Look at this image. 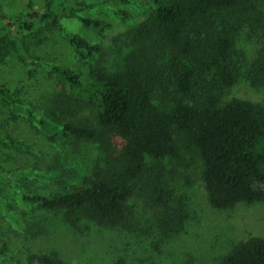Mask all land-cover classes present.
<instances>
[{
  "label": "trees",
  "instance_id": "1",
  "mask_svg": "<svg viewBox=\"0 0 264 264\" xmlns=\"http://www.w3.org/2000/svg\"><path fill=\"white\" fill-rule=\"evenodd\" d=\"M98 1L66 0L57 9L49 2L40 9L30 5L0 23V68L14 56L29 67L31 77L44 66L76 95L79 109H95L96 125L64 117L72 105L65 92L52 98L40 118L30 108L13 105L14 109L36 122L50 144L67 138L94 141L103 151V162L93 168L84 185L50 194L30 193L16 185L22 199L47 212H63L73 226L85 220L117 230L136 218L131 200L138 193L166 223L164 213L173 204L170 191L163 173L149 174L148 159L178 161L184 152L194 150L203 163L202 180L211 207L227 210L241 203L264 202V104L229 93L242 71L234 54L237 34L248 22L264 25L262 1L151 0L145 17L125 33L130 48L116 62L102 43L63 24L65 18H74L87 29L103 31L109 26L104 19L79 14ZM145 5L140 6L145 9ZM110 10L122 18L129 15L127 9ZM43 29L62 34L78 66L31 55L28 38L34 39L32 35ZM165 53L171 58L164 66L167 74L157 68ZM247 70L251 85L264 87V47ZM155 84L164 87L169 104L158 99ZM12 91L0 85L1 104L12 103L17 96ZM2 145L28 151L0 135ZM3 172L0 177H5ZM41 175L57 178L60 173L53 169ZM48 229L42 220L32 221L26 232L38 236ZM27 262L70 264L56 252H31ZM219 264H264V237L250 236L233 244Z\"/></svg>",
  "mask_w": 264,
  "mask_h": 264
},
{
  "label": "rangeland",
  "instance_id": "2",
  "mask_svg": "<svg viewBox=\"0 0 264 264\" xmlns=\"http://www.w3.org/2000/svg\"><path fill=\"white\" fill-rule=\"evenodd\" d=\"M261 1L264 8V0ZM48 2L57 9L66 0H0V23L30 5L40 9ZM130 2L99 0L90 11L79 13L108 22L109 26L101 32L83 27L74 18H65L63 24L71 32L102 43L111 53L109 59L116 62L130 48L125 33L152 8L151 0ZM142 3H146L145 9L140 6ZM110 9H127L129 15L122 18ZM32 36L34 39L28 38L32 56L78 66L73 48L58 30L43 29ZM263 47L264 25L243 24L234 53L242 71L230 95L264 104V87L252 86L247 78V67ZM170 60L168 53L161 54L157 68L165 70ZM20 61L14 56L0 68V85L17 95L10 104L0 103L1 138L28 147V151H21L0 146V170L5 171V177H0V264H27L31 252H56L70 264H219L233 244L250 236L264 237V202L241 203L227 210L209 205L202 180L203 163L194 150L184 152L178 161L170 157L148 159L149 174L163 173L164 185L170 191L173 204L170 212L164 213L166 223L158 219L157 213L146 206L138 193L131 200L136 218L117 230L85 220L73 226L63 212H47L25 202L16 185L30 193L69 192L84 185L93 168L103 162V151L94 141L67 138L50 144L36 122L30 121L23 111L14 109L13 105L30 108L40 118L52 98L65 92L72 99V105L64 117L79 124L96 125L95 109H79L76 95L56 77H51L44 66H39L31 77L27 73L29 67ZM154 89L163 105L171 102L165 100L164 87L162 90L155 84ZM53 169L59 170V177L41 175ZM28 170L40 174L22 173ZM40 220L49 229L38 236L28 234V224Z\"/></svg>",
  "mask_w": 264,
  "mask_h": 264
}]
</instances>
